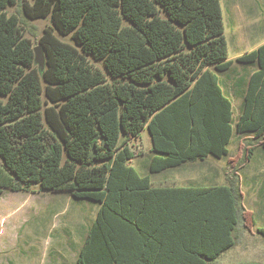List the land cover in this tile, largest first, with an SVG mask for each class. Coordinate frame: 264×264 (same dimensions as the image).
<instances>
[{
    "label": "trees",
    "instance_id": "1",
    "mask_svg": "<svg viewBox=\"0 0 264 264\" xmlns=\"http://www.w3.org/2000/svg\"><path fill=\"white\" fill-rule=\"evenodd\" d=\"M17 1L0 0V193L37 185L97 202L74 264H208L234 245L239 225L254 232L237 170L264 150V43L236 58L257 69L233 124L217 76L232 64L220 0H33L24 14L51 20L39 39L43 70L6 11ZM143 129L150 172L226 156L227 184L155 186L129 164Z\"/></svg>",
    "mask_w": 264,
    "mask_h": 264
},
{
    "label": "rangeland",
    "instance_id": "2",
    "mask_svg": "<svg viewBox=\"0 0 264 264\" xmlns=\"http://www.w3.org/2000/svg\"><path fill=\"white\" fill-rule=\"evenodd\" d=\"M32 1L18 0L16 4L8 5L6 11L8 14L18 16L21 31L25 37L30 39L32 47H35L42 46L39 39L44 28L51 25V20L49 16L28 18L24 14L23 5L31 4ZM246 1H253L256 4L257 16L260 17L263 14L264 0H220L224 35L227 41V58L233 61L229 71L221 74L220 81L224 82L222 86L231 97L234 116L243 105L244 94L241 95L238 92L240 90L242 92L250 72L257 69L255 62L242 63L236 60L238 55L251 50L254 44L243 42L240 23L231 11L232 6L245 7ZM55 35L65 42L73 43L70 35H60L56 31ZM87 59L95 68L102 70L108 80H112L105 71L102 60L92 55H88ZM34 64L38 67L36 63ZM225 75H228V80ZM238 77H241L239 80L241 85L237 83L235 87L231 86L234 84L232 79L237 81ZM41 97L44 108L50 103L46 102L44 94ZM238 136L237 133L233 135L229 148L230 157L235 156ZM130 145L135 153L139 154L136 155L135 164L152 154L147 129L141 130L134 140L130 141ZM236 165H240V162H236ZM237 173L245 193L244 204L247 209L255 212L254 233L245 231V239L242 240L240 246L233 247L210 261L209 264H241L247 261L264 264V237L255 231L259 226L264 227V210H262L263 203L261 202L264 198L260 199L263 196L259 190L261 186L264 190V184H262L264 181V150L261 147L254 150L250 160L243 163ZM176 175L175 170L168 168L152 175V179L162 180ZM97 208V202L87 198H75L68 191L39 190L37 185H32L29 191H12L3 188L0 193V264H72Z\"/></svg>",
    "mask_w": 264,
    "mask_h": 264
},
{
    "label": "crops",
    "instance_id": "3",
    "mask_svg": "<svg viewBox=\"0 0 264 264\" xmlns=\"http://www.w3.org/2000/svg\"><path fill=\"white\" fill-rule=\"evenodd\" d=\"M255 6H256V4L253 1H251V2L248 1L245 4V7H243L241 5L240 6H232L231 7V11L234 14V17H236V19H238V21L240 23V28H241L243 42L244 41L245 42H250L251 45H252V43H254L253 45H255V46H253V45L251 46L252 47L251 50L256 49L259 45L264 43V38H262V34H264V11H263V14L260 17L257 16L258 11L256 10ZM233 10H235V11H233ZM259 39H263V40H260L261 41L260 42ZM251 50H249V51H251ZM249 51H246V52H249ZM238 56H240V55H238ZM232 63H233V61H232ZM231 67H232V64H231V66L228 69H226L224 71L217 72L219 85L221 86L224 94L230 100H231L230 95L225 92V90H224V88L222 86L224 84V82H221L220 79H221V74H223V72H225V71H229V69ZM252 72H250V74ZM225 78L228 80V75H225ZM238 78L239 79L237 81L235 79L234 80L232 79L234 84H231V86L235 87V84H237V83L239 85H241V81L239 82L241 77H238ZM248 78H249V76L247 77V80L245 82L244 88H242V92L240 90L238 92V94H241V95L244 94ZM231 104H232V123L235 124L236 121L238 120V117H239V115L241 113L242 108H241V110H238L236 116H234L232 100H231ZM220 128H223V127L220 126ZM233 135H232V137L230 138V140L228 142V145H227L228 150L230 148V145H231V142H232V139H233ZM239 136L237 137L238 141L240 139ZM132 140H134V138ZM212 140H213V142H215V141H217L219 139H218V137L216 135H214ZM204 141H206V140L204 139ZM150 145H151V142H150ZM258 147H261V146H259V145L256 146V148L254 150H256ZM150 149H151V147H150ZM136 155L138 156L139 154L135 153L134 156L130 159L129 164L131 166H133L140 175H142V176L149 175L152 183L155 186H173V187H184V188H186V187L222 186V185H226L227 184L226 178H225V173H226V169H227V162H226L227 157L226 156H222V157L217 158V157L209 154L203 159L197 158V159H194V160H187V161L182 162L181 164H179L177 166L169 167L170 169L175 170L177 172L176 176L167 177V178L162 179V180H153L152 179V175L161 172V171L160 172H155V173L150 172V161H151V158L154 156V153L152 152L150 157H148V156L145 157V159H142V161L138 162V164H135V159L137 157ZM229 155H230V152H229ZM188 167H191V168L187 169ZM139 169L142 172H140ZM164 170H166V169H164ZM222 180H223V182H221ZM262 184H264V181H263ZM240 189H241V192L243 194V203H244L245 193H244V191L242 189V182H240ZM259 190L261 192V196H263L262 198L260 197V199L262 200L264 198V190H263L262 186L260 187ZM261 202L263 203L262 210H264V201H261ZM97 210H98V208H97ZM251 211L253 213V218L255 220V217H254L255 212L253 210H251ZM96 213H97V211L95 212V216H96ZM95 216L93 217V220H94ZM93 220L91 221V223L93 222ZM91 223L89 224V226L91 225ZM255 224H256V220H255ZM89 226L87 227V229L89 228ZM259 228H264V227L259 226ZM87 229H86V232H87ZM245 231H247L245 229V227H242L241 225H239V227L233 233L235 243L228 250L232 249L233 247H235L237 245H239V246L241 245L242 240L245 239V235H246ZM247 232L251 233L249 231H247ZM252 233H254V232H252ZM85 237H86V233H85L84 239H85ZM83 240L81 242V245L83 243ZM81 245L79 247L77 256L79 254ZM228 250H226L225 252H228ZM225 252H223L222 254H224ZM77 256H76V258H77ZM76 258L74 259L72 264H74Z\"/></svg>",
    "mask_w": 264,
    "mask_h": 264
},
{
    "label": "water",
    "instance_id": "4",
    "mask_svg": "<svg viewBox=\"0 0 264 264\" xmlns=\"http://www.w3.org/2000/svg\"><path fill=\"white\" fill-rule=\"evenodd\" d=\"M34 63L37 64L40 70H43L45 63V55L41 45L33 47Z\"/></svg>",
    "mask_w": 264,
    "mask_h": 264
}]
</instances>
